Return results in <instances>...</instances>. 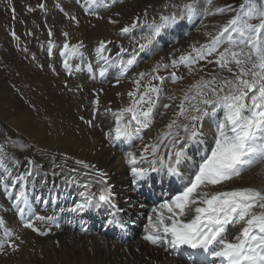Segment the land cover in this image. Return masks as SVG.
<instances>
[{
	"label": "snow or ice",
	"instance_id": "1",
	"mask_svg": "<svg viewBox=\"0 0 264 264\" xmlns=\"http://www.w3.org/2000/svg\"><path fill=\"white\" fill-rule=\"evenodd\" d=\"M184 7L191 11L194 5L186 4ZM226 10L231 9L217 11ZM71 19L76 18L71 17ZM256 19L260 22H251ZM176 21L175 14L162 15L160 23L150 25L151 34L141 37L137 42L139 51L133 48L128 53V49L121 45L117 57L122 53L129 55L127 60L122 58L119 60L122 74L136 65L139 52L150 49L162 30ZM111 22L116 23V21ZM136 27L137 24L134 22L131 26L123 27L121 33L127 34ZM262 33H264V9H257L255 4L242 5L240 12L229 21V24L214 36L209 44L197 50L196 57L188 58L191 72L195 71L192 65L197 64L199 60L218 53L215 62L221 68H227L232 72V68L228 65L230 63L236 65L238 71L233 73L234 79L223 80L218 88L210 87L216 82L215 78L211 81L199 82L195 85L199 90L198 94L192 97L197 103L187 108L184 107L183 102L180 105L178 116L183 117L186 122L178 124L176 120L171 121L166 126L168 131L156 143L146 144L139 156L131 151L126 153L133 177L132 183L137 188L153 173L165 171L169 177H174L182 184V190L170 198H164L152 209L143 239L152 245L166 246L172 250H179L185 246L187 249L196 250L190 256L193 264H195V255L200 252L218 259L219 264H264V190L255 187H239L231 190L217 188V186L222 188L227 182L240 178L243 172L256 163L264 161V40L260 39ZM49 34L51 35V32ZM64 35L67 36L68 33ZM225 42L229 44V48L218 51L220 45ZM111 43L113 42L101 41L96 50L99 58L104 60L106 65L110 57L105 53L110 51L108 45ZM238 45H247L255 49L259 63L252 64V69L244 67L245 63L251 62V55L232 51V48ZM81 47L82 43L71 47L67 43L63 45L65 53L71 56H80ZM241 55H245L247 59H237ZM184 60L185 57H180V62ZM177 63L176 60L171 62L173 67ZM64 66L69 67L67 59L64 61ZM156 67L158 69L161 65L158 64ZM162 67L167 69L169 65L165 64ZM89 69L91 70L90 64ZM106 71L107 67L102 68L99 75L103 77ZM145 75L143 72L139 73V79L135 80L138 86ZM152 79H159L161 83L164 80L163 77L157 76H152ZM171 79L179 80L182 77L172 73ZM160 91L159 87L149 82L146 90L138 99L133 100L132 105L114 113L116 127L106 133L111 142L121 138L128 142L133 139L143 140V131L150 129L155 122L154 112ZM150 92L156 94L155 101L149 96ZM129 96L135 94L129 93ZM188 98L186 95L185 100ZM94 103L98 111L99 99L97 98ZM144 104L148 105L146 109L143 107ZM163 107L166 109L169 105L165 104ZM221 112L222 116L219 115ZM125 116H129V119L125 120ZM205 117L212 118L215 123L212 144L204 149L200 161L195 163L191 170L182 171L190 159L189 146L202 143ZM87 123L91 124V121ZM174 128L177 130L173 131ZM180 130L183 131V136L180 135ZM162 145L164 152L161 151ZM77 163L95 170L94 165L85 164L83 161ZM145 164L147 167L144 166ZM95 171L96 176L100 178L97 182L104 187L98 192L88 191L82 202L76 203L67 211L85 212L90 208L106 206L111 209L112 216L108 223L123 226L119 220L122 209L113 202L115 192L107 183V174L103 171ZM71 182L78 183L75 179ZM85 188L90 189L91 182L86 183ZM23 196L24 193L21 192L20 197ZM20 197H17L16 201L17 211L21 217H29L24 227L40 231L34 227L30 214L34 215L36 221L54 219L53 216L32 214L27 199ZM60 211L63 212L65 209ZM4 225V220L0 218V228H4ZM237 225H241L240 231L229 239ZM4 235L7 239L0 242V254L4 253L6 246L12 251L18 250L19 245L15 241L20 239L19 236L13 239V232L7 229ZM213 264H216V260H213Z\"/></svg>",
	"mask_w": 264,
	"mask_h": 264
},
{
	"label": "bare ground",
	"instance_id": "2",
	"mask_svg": "<svg viewBox=\"0 0 264 264\" xmlns=\"http://www.w3.org/2000/svg\"><path fill=\"white\" fill-rule=\"evenodd\" d=\"M54 2V8H59L61 15L69 18L67 21L59 22L61 32H68L77 43L84 41L87 48L94 46L98 39H112L114 37L112 29L122 27L135 14L139 17L147 16L153 13L157 7L172 9L170 0H132L120 4L112 10H107V15L110 18H107L105 13H101V18L97 19L85 12L86 7L84 10L77 11L76 19L73 20L65 11V4H68L70 0H54ZM83 2L86 4V0ZM37 3L40 4L38 1L34 2L32 9L28 10V4L25 2L13 25L18 33H21L23 25H27L31 31L49 39L53 34L52 30H45V32L39 28V23L46 19L47 10H42L40 19L38 16L40 12L35 9ZM74 8L78 10L75 5ZM4 18V14L0 12V20H4ZM33 19L36 20L33 21ZM115 19H120L121 24L113 26L111 21ZM212 21L209 22L212 23ZM215 31L216 27L213 25L194 29L188 37L183 36L180 43L170 47L167 52H173L179 46H184L187 41H203L207 33ZM118 39L120 38L118 37ZM8 40V35L0 24V42L4 43L0 56L5 59L4 63L0 61V66L5 68L4 71L0 70V120L15 133L6 147L12 153L13 160H19V166H21L22 163H26L25 160L34 157L38 164H42L41 171L51 170L53 165H56L54 173L67 172L68 167L75 169L72 172H76V169L83 170L76 163L78 160L86 161L88 165L96 163L97 167L95 168H102L108 172L111 181L116 184V190L131 198L128 203H132V200L138 195L128 187L129 180L123 159L114 149L107 146L96 123L90 128L78 120V114L89 112L88 108L85 107L84 111L81 108V104L85 103V91L80 88L76 93L68 91V88L63 85L64 81H68L71 85H74L75 81L62 77V74L59 77L52 74L46 67V60L42 56V53L46 52L41 51L39 46L33 51L32 45L29 49L31 51L27 53L13 52ZM120 40L123 41V39ZM6 47L12 52L6 53ZM34 52L37 53V57H35L37 62L31 57ZM24 56L26 59H23ZM50 61L52 65L54 63L57 65L58 58ZM40 65L45 69L42 70ZM145 66L144 63L141 68ZM189 70L186 71L189 72ZM195 71L192 72L195 73ZM77 80L84 81V78L79 77ZM9 83L13 84L9 85ZM13 85L16 87L13 88ZM89 85L88 82H84L85 87H89ZM108 86V88L103 86L106 90L102 97L103 105L106 106L110 100L117 101L115 91H122V100H125V94L129 87L127 82L116 89ZM74 87L72 86V88ZM181 87L180 83L168 84L165 94L172 95ZM29 104L32 106L30 107ZM157 118L158 123L149 134L157 131L159 123L167 118V115H161L159 112ZM108 119L105 115L98 117V121L102 124L108 123ZM228 184L264 190V164L258 165ZM217 188L219 190L226 189V187L221 188L220 186ZM122 202L125 206L127 205L126 202ZM140 204L143 202L134 203L133 208H130L126 213V215L131 213L130 219H136L142 211ZM8 217L12 224H17L13 216ZM20 235L21 238L17 240L18 250H5L0 254V264H185L181 260L168 256L162 249L152 247L139 238L128 243H119L106 239L100 234L80 235L64 230L55 235L39 237L25 229H21Z\"/></svg>",
	"mask_w": 264,
	"mask_h": 264
},
{
	"label": "rangeland",
	"instance_id": "3",
	"mask_svg": "<svg viewBox=\"0 0 264 264\" xmlns=\"http://www.w3.org/2000/svg\"><path fill=\"white\" fill-rule=\"evenodd\" d=\"M38 2H40L39 0H37ZM36 1V2H37ZM73 1V0H72ZM72 1H70L71 3H72ZM231 1H234V0H225L224 2L223 1H221V2H219V5H224V4H226V3H228V2H231ZM236 1H240V0H236ZM25 2H27L26 0H24V1H22V0H16V2L12 5V6H14V5H16V13H15V15H13L12 13H11V11H10V9H9V6L4 2V0H0V12L1 13H3L4 14V16H5V18H4V20H0V24H2V26L4 27V29H5V31H6V33H7V35H8V38H9V40H8V42H10V46H11V49H12V51L14 52V51H16V52H21V53H27V52H29V51H31V50H29V49H31V46L33 45V51H35L37 48H38V46H36V44L38 43L39 45L41 44V43H43V42H40V41H44L45 39L42 37V34H37V35H34L32 32H28V33H25L24 34V31L25 30H28L29 29V27L27 26V25H23V27L21 28V33H18L16 30H15V28H14V22H16L17 21V18H18V12L20 11V9H21V6L23 5V4H25ZM31 2L32 3H34V1L33 0H31ZM170 2L171 3H174L173 5H175L176 4V2H177V0H170ZM53 4H51L49 7L50 8H52V9H50L51 10V12H49V11H47V16H46V20L44 21V20H42V22L41 23H39L40 25H39V28L42 30V31H45L46 30V27H47V23H50L51 25H52V21L53 20H55V23L56 24H58L59 25V22L61 21V20H64V21H67V20H69V18H66V17H64L63 15H60V14H58L57 13V9H54L53 8V6H52ZM66 6H65V11H66V13L69 15V17L71 18V17H75L76 16V14L74 15L71 11H69L68 9H67V7H69V4H65ZM73 8H74V5H73ZM74 13H76V12H74ZM20 15V14H19ZM55 16V17H54ZM101 18V17H100ZM100 18H97V19H100ZM13 19H16V20H13ZM57 19H59V21H57ZM39 21H40V19H39ZM92 24H94V23H92ZM55 28V26H53V29ZM53 29H51L52 30V32L53 33H56V34H58L59 32H61V30H60V28L58 29V30H53ZM18 33V36H20L21 38L19 39V40H17L16 38V42H14L13 44H12V41H13V39H12V36L11 35H13V33ZM46 32V31H45ZM32 34H33V36H32ZM32 37H34V38H32ZM37 41V42H36ZM40 42V43H39ZM68 42H70V43H72L73 42V40H72V38L70 37L69 38V40H68ZM18 44V45H17ZM3 45H4V43L3 42H0V54L2 53V50H3ZM24 46V47H23ZM27 46V47H26ZM30 47V48H29ZM26 48V49H25ZM19 49V50H18ZM26 50V51H25ZM5 51H6V53H11L12 51L8 48V47H6L5 48ZM23 51V52H22ZM40 51V50H39ZM48 51V50H47ZM46 51V53H42L41 51V53H42V56H43V58H44V60H46V62H45V64H46V67L47 66H50V69L49 70H51L52 72H54V74H56V75H58L59 74V72H58V70H57V68L55 67H52V65H50V63H49V61H47V60H49V58H50V56L47 54L48 52ZM44 54V55H43ZM47 55V56H46ZM34 56V57H33ZM31 57H32V59L33 60H35V62H37V58H35V57H37V53L36 52H34L32 55H31ZM35 58V59H34ZM23 59H26L25 58V56H24V58ZM0 61L2 62V63H4L5 62V59L3 58V56H0ZM144 64V63H143ZM146 64V63H145ZM40 68L43 70V69H45V67L44 66H42V65H40ZM4 66H0V70L1 71H4ZM145 69H146V67H145ZM127 82V80L124 82V83H126ZM128 83V82H127ZM11 84H13V83H9V85H11ZM129 84V83H128ZM121 86V85H120ZM119 86V87H120ZM12 87H16V86H12ZM118 87V88H119ZM129 88V87H128ZM114 89H116V88H114ZM128 90V89H127ZM34 91H36L35 89H34ZM119 91H115V95L116 94H119L118 93ZM122 92V91H121ZM122 94V93H121ZM109 96V95H108ZM24 99H26L27 100V98H24ZM86 99V98H85ZM26 100H24L25 102H26ZM117 100H119V95L117 96ZM121 101H123V100H121ZM30 105V107L32 106L31 104H29ZM85 110V108H83V111ZM77 111V110H76ZM1 134H3V140H4V145L7 147L8 145H9V143L11 142V140H8L7 138H13L14 137V135H15V133L11 130V129H9V128H7L6 127V125L0 120V135ZM82 235H84V234H82Z\"/></svg>",
	"mask_w": 264,
	"mask_h": 264
}]
</instances>
